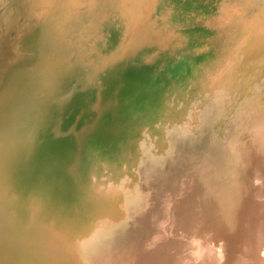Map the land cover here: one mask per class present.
Returning a JSON list of instances; mask_svg holds the SVG:
<instances>
[{"label":"rangeland","instance_id":"rangeland-1","mask_svg":"<svg viewBox=\"0 0 264 264\" xmlns=\"http://www.w3.org/2000/svg\"><path fill=\"white\" fill-rule=\"evenodd\" d=\"M63 36L78 44L72 66ZM26 57L23 79L43 71L38 94L54 88L55 115L88 133L78 149L92 181L123 196L113 232L131 224L130 260L144 229L154 258L173 241L194 245L193 259L232 247L242 264H264V0H0L7 79ZM77 68L126 86L105 100L66 74Z\"/></svg>","mask_w":264,"mask_h":264},{"label":"bare ground","instance_id":"bare-ground-1","mask_svg":"<svg viewBox=\"0 0 264 264\" xmlns=\"http://www.w3.org/2000/svg\"><path fill=\"white\" fill-rule=\"evenodd\" d=\"M62 38L69 43L66 50L73 54L67 55L65 64L72 66L69 60L75 61L78 44ZM12 51H4V61L13 55ZM23 61L10 79L0 69V264H137L139 249L142 264H229L225 257L242 264L243 259L238 258L240 248L228 247L229 253L222 255L208 247L201 252H207V256L196 254L193 259L190 249L194 245L173 241L163 246L167 254L154 258L150 231L144 229L138 235L145 234L148 240L132 245L130 260L129 253H125L130 252L128 239L135 233L131 224H126L122 233L113 232L116 226H123L117 222L122 216L118 204L122 206L123 196L116 203L112 182L92 181L88 167L91 155L82 157L78 149L89 141L88 133H80L82 127L73 121H60L51 108L55 105L51 99L54 88L39 95L35 83L43 71L23 79L21 74L29 59ZM76 63L75 67H86L85 61L80 63L78 58ZM85 69L77 68L78 73L67 69L66 74L75 76L76 81L92 80L94 90H99L105 100L120 97L119 87L126 86L121 77L106 75L101 79L94 68ZM48 84L53 83L48 80ZM115 169L110 168L111 172ZM235 242L243 249L248 245L253 249L251 240L237 236ZM108 249L115 251V259H110ZM116 258L121 260L117 262Z\"/></svg>","mask_w":264,"mask_h":264}]
</instances>
